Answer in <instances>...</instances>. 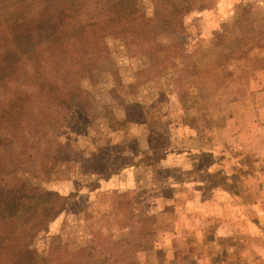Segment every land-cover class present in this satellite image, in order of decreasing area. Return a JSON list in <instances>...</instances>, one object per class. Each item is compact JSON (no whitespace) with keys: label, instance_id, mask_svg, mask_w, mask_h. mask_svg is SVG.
Wrapping results in <instances>:
<instances>
[{"label":"rangeland","instance_id":"374dc122","mask_svg":"<svg viewBox=\"0 0 264 264\" xmlns=\"http://www.w3.org/2000/svg\"><path fill=\"white\" fill-rule=\"evenodd\" d=\"M68 1L0 0L74 36L0 58V264H264V0H82L85 34Z\"/></svg>","mask_w":264,"mask_h":264},{"label":"trees","instance_id":"16d2710c","mask_svg":"<svg viewBox=\"0 0 264 264\" xmlns=\"http://www.w3.org/2000/svg\"><path fill=\"white\" fill-rule=\"evenodd\" d=\"M47 2L51 3V0H40L38 6H42L41 7L42 10L45 11V9L49 6V5H47ZM80 2L82 3V0H72V1H68L67 3H72L71 6L73 8H77V10H79V12H78L79 17L87 20V22L84 24V27H83V29H84L83 33L85 34V31H86L85 28L87 26H89V23L97 24V22H94L95 18H93L92 15H88V16L84 17L85 15L82 13L83 9H84L82 7L83 4H81ZM31 7H34V6H31ZM30 9L31 8H28L27 10H30ZM31 11L32 10L28 11V14H26V17L28 16V19H29V15L31 14ZM191 11L192 10H190V8H186V6L184 4L183 5L173 4L169 8L155 9L154 14H155L156 20L163 21L168 17L175 16V15H184V14H187ZM244 12H246L245 9H244ZM243 14L245 15V13H243ZM78 15L76 17H78ZM29 21L30 20H27V25H25L26 28H30L32 26L33 22L30 23ZM51 22H52V24L55 23L56 27L58 26V24H60V22H58V21L53 22L51 20ZM242 23H244V22H242ZM105 25H107V24H105ZM56 27H54L51 31H48L45 34H43V36H40V37L37 36V38H34L36 41H34L33 36H31L30 34H28V35L18 34L17 35V31L15 32V28L13 26H10L9 30H6L5 27H3L2 22L0 21V45L4 46L3 52H1V54H0V58L2 60H5V59L10 58V57L14 58V59H18V55L25 56L26 54H29L28 50H23L22 52L16 54V56H13L11 45H12V42H16V41H13L14 37L16 35V40L18 42H20L19 45H26L27 47H31L32 50L30 52H31V54L34 55L35 58H38L40 61L43 59H46L48 57H51L54 59L55 57L53 55H50V51H52L53 47H57L59 44L62 45V44H66V43H68V45H69L70 42L72 41V39L74 38V36L71 35V32H61L59 34H56V32H55ZM237 27L240 30V32H239L240 34H241V30L243 28L248 29V26H245L244 24H240ZM67 28H68V25L66 24L64 30ZM229 32L230 31H226V34ZM260 35H264V31L259 32L258 34H256L253 37H248V35L247 36H241L242 37L241 44H243V48L248 46V43L254 42L257 39L256 37H259ZM52 37H54V38H52ZM60 37H62V38H60ZM85 42H88V41L86 40ZM261 51H264V48ZM230 53L231 54H229V55H234L236 53H237V55H242V52H240V51H238V52L233 51ZM240 59H243V57L240 56ZM53 61H54V63L57 64L58 67L60 66L57 58ZM262 67H264V59H263ZM0 76H1V73H0ZM0 111H1V109H0ZM0 115H2V114L0 113ZM16 118L19 119L20 117H15V119H11V120H5V119H3V116H0V120L2 121L0 123V127L3 126L4 127L3 131L7 132V134L9 135L8 139H3L5 142L4 144H7V145H5L6 147L10 146V152H14V147L12 145L13 143H11V142L14 141L13 132H14L15 128H13V127H14V124H16ZM22 121H23V119L21 120V122ZM28 122L31 123L30 120ZM17 125L19 126L18 129H20V127H21V130H27V131L30 130V125H28L27 123H23L22 126H20L19 121H18ZM16 136L20 137V138L15 137L16 140H18V139L22 140L23 138H29L28 134H24L23 132H22V134L16 135ZM9 140H11V141H9ZM16 143H18V141ZM6 201H7V198L3 197V192L0 193V227L3 226L2 224L5 222V220H8V218H6V216H5L6 215L5 214L6 213V206H7ZM21 229H23V228H21ZM21 229L16 224V229H15V227H14V229H11L9 234L10 235L12 234L13 236L15 235L16 240L20 241V239H17L18 238L17 234L19 235V231Z\"/></svg>","mask_w":264,"mask_h":264}]
</instances>
